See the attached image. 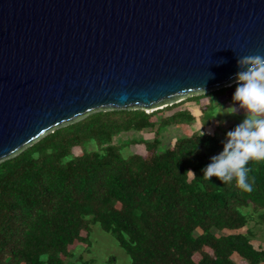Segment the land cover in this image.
Returning <instances> with one entry per match:
<instances>
[{"label": "trees", "instance_id": "obj_1", "mask_svg": "<svg viewBox=\"0 0 264 264\" xmlns=\"http://www.w3.org/2000/svg\"><path fill=\"white\" fill-rule=\"evenodd\" d=\"M234 86L151 111L94 110L0 160V264H87L68 247L76 241L87 252L95 223L129 264H234V252L247 264L264 263V248L250 243L248 227H264V162L248 165L251 193L235 181L203 179L202 169L225 140L206 132L200 137L212 119L210 98ZM185 101L196 103V116L187 106L171 111ZM195 120L198 128L159 148L162 128ZM142 130L152 132L150 140L112 141L121 132ZM134 143L148 155H124L122 149ZM242 227L244 232H214Z\"/></svg>", "mask_w": 264, "mask_h": 264}, {"label": "water", "instance_id": "obj_2", "mask_svg": "<svg viewBox=\"0 0 264 264\" xmlns=\"http://www.w3.org/2000/svg\"><path fill=\"white\" fill-rule=\"evenodd\" d=\"M264 56V0H0V160L94 110H155Z\"/></svg>", "mask_w": 264, "mask_h": 264}, {"label": "clouds", "instance_id": "obj_3", "mask_svg": "<svg viewBox=\"0 0 264 264\" xmlns=\"http://www.w3.org/2000/svg\"><path fill=\"white\" fill-rule=\"evenodd\" d=\"M237 63L239 71L233 78L236 87L232 103L227 108L217 102L214 104L217 116L242 113L244 118L226 133L223 151L211 157V163L202 172L206 181L213 177L223 185L235 181L240 189L251 193L255 181L249 178L251 169L248 165L264 162V56H245ZM205 134L201 131L200 137ZM187 173L195 176L191 171Z\"/></svg>", "mask_w": 264, "mask_h": 264}, {"label": "rangeland", "instance_id": "obj_4", "mask_svg": "<svg viewBox=\"0 0 264 264\" xmlns=\"http://www.w3.org/2000/svg\"><path fill=\"white\" fill-rule=\"evenodd\" d=\"M235 87L226 89L220 94H215L211 96L210 100L213 105L212 107V119L209 120V124L202 127V131L216 135L219 138H226V133L229 131V128L232 124H239L243 117V114H237L235 116H217L218 113L216 111V106L214 102L219 103L220 105L227 108L232 103V96L235 92ZM207 98L201 100V102H206ZM187 106L190 109L192 115L196 116L199 113L198 108L196 107V103L192 101H185L177 107L173 108L171 111L175 109H180ZM196 108H195V107ZM194 109V110H193ZM149 111V110H145ZM170 112V111H169ZM198 128L197 120L193 121L190 125L180 124L175 126H168L162 128L160 132V146L159 148L170 146L174 138L181 137L184 135H188L191 131ZM152 137V132L148 130L138 131H128L121 132L118 135L112 138L113 142L116 141H126L130 139H144L150 140ZM77 149H73V153H77ZM123 154L128 153H139L143 156H147V152L144 151L142 143H134L130 144L124 149H122ZM248 227L252 229L254 235L251 238L255 239L254 245L260 248V246H264V227L253 226L250 222ZM246 227H242L238 230H221L215 231L216 234L220 233H231V232H244ZM250 238V239H251ZM88 251L85 252L83 250V244L74 241L72 245L68 247V249L72 250V254L76 257L78 254L82 256L83 260H89L87 264H129V258L123 251V249L116 243L115 239L107 232L103 231L97 223L92 224L90 226V232L88 235ZM110 257V259H108ZM239 259H238V258ZM195 260L198 258V255H194ZM230 259L233 260L234 264H247V262L241 258L240 256H230ZM75 264H80V261H76Z\"/></svg>", "mask_w": 264, "mask_h": 264}, {"label": "crops", "instance_id": "obj_5", "mask_svg": "<svg viewBox=\"0 0 264 264\" xmlns=\"http://www.w3.org/2000/svg\"><path fill=\"white\" fill-rule=\"evenodd\" d=\"M235 232H237V231H235ZM253 237V236H252ZM254 242H255V239L254 238H251L250 239V243L254 246V247H257L256 245H254ZM257 248H259V247H257ZM260 248H264V246H260ZM232 256H234L235 255V258H236V256H238L235 252L234 253H232L231 254ZM238 258V257H237ZM239 259V258H238ZM232 260V259H231ZM233 261V260H232ZM259 264H264V263H259Z\"/></svg>", "mask_w": 264, "mask_h": 264}]
</instances>
